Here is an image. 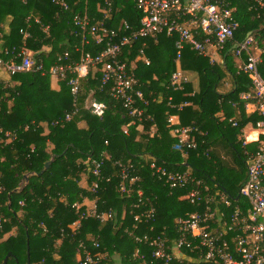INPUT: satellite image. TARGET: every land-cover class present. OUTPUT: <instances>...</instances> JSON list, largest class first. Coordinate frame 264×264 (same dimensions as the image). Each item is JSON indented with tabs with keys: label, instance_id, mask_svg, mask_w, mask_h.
Masks as SVG:
<instances>
[{
	"label": "trees",
	"instance_id": "1",
	"mask_svg": "<svg viewBox=\"0 0 264 264\" xmlns=\"http://www.w3.org/2000/svg\"><path fill=\"white\" fill-rule=\"evenodd\" d=\"M227 1L231 9H237L236 12L233 10V16L240 29L234 41L221 52L223 62L211 64L208 58L201 57L188 46L182 52V69L187 74L199 76L198 92H194L191 83L183 91L170 86L176 71L177 36L162 34L123 49L120 58L134 72L148 102L147 106L138 104L144 111L141 123L135 120L132 124L133 118L112 98L110 90L100 92L102 66L91 70L81 80L82 90L76 104L66 83H60L59 91L52 89L48 74L18 75L13 78L18 83L15 88L0 91V95L11 93L12 97H9L13 100L9 105L1 102L0 109V128L3 130L0 132L3 187L0 215L8 219L0 230V264L9 253L12 257L8 264H28V240L30 264H77L76 250L80 242H85L94 253L105 256L101 264H161L154 261L151 250L137 243L130 233L137 236L164 233L171 246L178 238L176 220L202 209L180 200L183 192L171 193L168 187L153 178L150 165L154 161L164 163L171 171L192 173L208 185L213 194L225 192L233 199V206H241L245 213L249 210L248 201L239 197V190L247 178L250 156L258 151L261 142L245 144L240 136L245 126L253 124L255 127L264 118L258 113H245L246 102L241 96L251 93L252 88L248 76L238 74L235 45L242 43L249 34L256 37L259 32L258 43L263 50L260 73L264 79V18H255L249 11L251 2L248 0ZM106 3L112 4L109 28L120 27L124 21L133 29L140 27L142 14L131 0H78L67 12H60L52 0H29L27 5L21 0H0V41H3L0 56L6 48L23 45L21 29L29 31L31 38L26 41V46L44 63L47 71L66 54L69 58L65 64H79L88 53L97 56L105 46L87 45L76 38L73 18L87 13L99 20L97 7ZM28 17H31L30 26L27 25ZM141 50L150 61L149 65L139 60ZM227 78L233 87L229 92L221 93L219 88ZM89 97L107 106L102 118L86 110ZM185 103L188 105L179 110ZM76 110L70 122H61ZM220 112H224V120L218 117ZM174 114L179 115L181 126H195L207 134L197 136L199 146L188 156L174 150L175 139L168 128V119ZM230 121L238 123L239 127L234 128ZM81 123L85 124L84 128ZM140 126L142 132L138 129ZM45 128L48 130L46 135ZM152 129H155L154 136L149 134ZM7 132L12 134L9 138ZM49 147H52L51 151ZM220 148L231 155L234 166L221 158ZM208 149L211 153L204 155ZM104 152L109 154L110 160L105 162L102 170L104 180L97 194L98 210L113 211L116 221L84 220L81 228L74 232L71 227L85 209L78 212L72 206L95 196L90 192L93 177L86 162L89 158L100 160ZM117 161L133 165L134 176L140 179L135 189L142 190L153 203L157 212L153 232H150L149 224L140 225L138 230L135 228L133 205L138 202L137 195L134 193L128 198L117 193L120 183L119 170L114 166ZM49 162L52 164L44 172ZM93 239L100 244V249L91 246ZM182 253L194 257L188 250L183 249ZM140 255L145 259L141 260ZM187 263L188 260L184 262Z\"/></svg>",
	"mask_w": 264,
	"mask_h": 264
},
{
	"label": "built area",
	"instance_id": "2",
	"mask_svg": "<svg viewBox=\"0 0 264 264\" xmlns=\"http://www.w3.org/2000/svg\"><path fill=\"white\" fill-rule=\"evenodd\" d=\"M27 5L29 0H21ZM40 1V0H39ZM130 1V0H125ZM134 7L142 14L140 27L133 29L127 21L120 27L109 28L108 22L112 20V4L98 5L99 20L85 13L77 14L73 18L75 31L73 35L80 38L85 44L95 46L104 45V50L97 56L85 54L79 64H65L69 55L60 59L57 64L48 71L42 61L38 60L26 46V41L31 38L28 30L21 29L23 37L21 47L6 48L3 56H0V91L15 88L18 83L13 78L28 73H40L50 75L58 82H64L70 88V92L76 104L81 93V80L89 74L91 69L102 66L100 92L110 90L112 98L121 103L128 111L129 116L139 123L143 121V109L138 104L148 105L143 91L139 88L138 80L134 72L129 70L127 64L120 58L124 48L133 46L143 39H156L159 35L166 34L169 37L177 36L175 43L177 50L176 71L173 73L170 86L178 91H183L190 84L189 75L181 67L182 52L186 46L203 58H208L211 64V51L221 53L229 42L234 41L236 32L240 29L239 22L233 16V9L227 0H131ZM251 2L249 11L256 19L264 18V1L248 0ZM78 0H52V4L60 12H67L72 5H77ZM31 17L27 18L30 26ZM40 23L38 19L35 20ZM28 26V27H29ZM48 32V28L44 29ZM2 37L0 31V38ZM3 41H0V44ZM257 40L253 35L247 36L235 48V55L239 60L238 74L248 76L252 92L241 96L246 102L245 107L252 106L255 113L264 118V79L260 73L262 64L261 54L257 50ZM246 55V59H243ZM147 65L150 61L141 50L139 60ZM11 93L0 95L1 102L8 103ZM188 104L179 106V110ZM85 108L92 115L102 118L107 106L89 97ZM77 113L67 114L62 123L70 122ZM175 117L168 119V128L175 139L174 150L188 156L189 152L197 150V136L205 137L195 126H181L175 123ZM234 128L238 123L230 121ZM59 124V122L57 123ZM255 129L264 131V119L259 121ZM0 132L3 130L0 128ZM128 134V131H124ZM12 134L6 133L9 138ZM204 143V142H203ZM245 144H247L245 142ZM211 149L204 155H209ZM110 160L107 152H104L100 160L89 158L86 162L89 173L93 177L90 192L94 199H86L83 204L75 203L72 208L80 212L79 219L72 225V230L77 232L81 228L82 221L92 219L100 223L116 221L113 211L99 212L97 194L104 180L103 168L105 162ZM1 164V160H0ZM114 166L119 170L120 183L117 193L128 198L137 195L138 202L133 205L136 210L134 220L136 230L142 224H149L150 232L154 231L157 212L150 199L144 192L136 190L135 186L140 181L134 176V167L130 164L117 161ZM153 178L163 183L171 193L181 191L180 200L187 201L190 205L199 207L201 211L176 220V232L178 238L169 245V239L163 233L160 236L134 235L139 244H144L151 250V257L161 264H264V143H261L258 151L250 156L247 163V178L239 190V197L248 201L249 210L245 213L241 206H233V199L225 192L213 194L211 188L202 180L197 179L192 173L175 172L169 170L164 163L152 162L150 165ZM109 182V179H107ZM136 191V192H135ZM3 192L2 174L0 171V194ZM23 205V203H20ZM227 211H231L227 214ZM125 213L122 215L124 220ZM8 222V219L0 215V230ZM91 246L98 250L100 244L97 240H91ZM188 250L194 257H188L182 250ZM139 255V252H138ZM141 260L144 255L139 256ZM105 256L99 252L94 253L85 242H80L76 250L77 264H101ZM187 259V260H186Z\"/></svg>",
	"mask_w": 264,
	"mask_h": 264
},
{
	"label": "crops",
	"instance_id": "3",
	"mask_svg": "<svg viewBox=\"0 0 264 264\" xmlns=\"http://www.w3.org/2000/svg\"><path fill=\"white\" fill-rule=\"evenodd\" d=\"M233 10H234V12H236L237 9L234 7ZM250 35H252V34H249L248 36H250ZM259 37H261V36H260V34L258 32L257 36L255 37L256 40H257V45H258L257 50L262 55V53H263L262 47L258 44ZM263 42H264V40H263ZM236 46L237 45H235V48H236ZM263 46H264V44H263ZM221 54L222 53H217L215 51H211V57H212L211 60L214 61V64H218V63L223 62ZM236 64H239V60H236ZM91 70H93V69H91ZM90 71H89V73H90ZM188 75H189V78H190V83L192 84V86L194 88V92H198L199 91V87H200L199 76L197 74H195V73H190ZM51 87H52L53 90L59 91L60 90V82H58L55 79L51 78ZM232 87L233 86H232L231 81L229 80V78H227L226 80H224L223 84L219 88V92L227 93V92H229L232 89ZM244 110H245V113L247 115L255 113L254 108L252 106H250L248 108L245 107ZM172 116L176 118L175 119V123L180 124L179 115L178 114H174ZM218 117L221 120H224L225 119L224 112H220L218 114ZM80 126L82 128H84L85 124L81 123ZM138 129L142 132L143 127L140 126ZM46 134H48V130L45 128V135ZM149 134H150V136H154L155 129H152ZM172 136H173V134H172ZM261 137L262 138L264 137V131H260V130L255 129L253 124H248L247 126L244 127V129H242V135L240 136V139L243 140L244 142H246L247 144L255 143V142H258L259 140H260L261 143H264V139H261ZM248 141H250V143H248ZM51 150H52V147H49V151H51ZM219 150H220V153H221V158H223L224 160L226 159L227 160L226 162H228V164L234 166L233 159H232L231 155L228 154L223 148H220ZM25 185H26V182H25Z\"/></svg>",
	"mask_w": 264,
	"mask_h": 264
},
{
	"label": "water",
	"instance_id": "4",
	"mask_svg": "<svg viewBox=\"0 0 264 264\" xmlns=\"http://www.w3.org/2000/svg\"><path fill=\"white\" fill-rule=\"evenodd\" d=\"M51 164H52V162H49V163H47L46 164V166H45V170H44V172L45 171H47L49 168H50V166H51ZM44 172H42L40 175H42ZM28 176H26L25 177V182H26V185L28 184ZM21 189H18V191H20ZM27 254H28V264H30V247H29V240L27 241ZM12 257V254L11 253H9L7 256H6V258H5V260H4V262H3V264H8V261H9V259Z\"/></svg>",
	"mask_w": 264,
	"mask_h": 264
},
{
	"label": "rangeland",
	"instance_id": "5",
	"mask_svg": "<svg viewBox=\"0 0 264 264\" xmlns=\"http://www.w3.org/2000/svg\"><path fill=\"white\" fill-rule=\"evenodd\" d=\"M259 42V41H258ZM259 44V43H258ZM262 44H264V42L262 41ZM13 102V100H10L7 104H11ZM248 143H250V141H248Z\"/></svg>",
	"mask_w": 264,
	"mask_h": 264
}]
</instances>
